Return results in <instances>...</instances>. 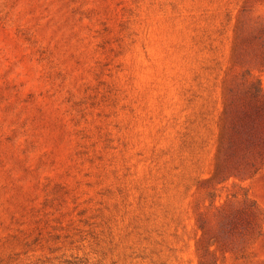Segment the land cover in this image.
Instances as JSON below:
<instances>
[{"label": "rangeland", "instance_id": "374dc122", "mask_svg": "<svg viewBox=\"0 0 264 264\" xmlns=\"http://www.w3.org/2000/svg\"><path fill=\"white\" fill-rule=\"evenodd\" d=\"M255 79L264 0H0V264H264Z\"/></svg>", "mask_w": 264, "mask_h": 264}, {"label": "trees", "instance_id": "16d2710c", "mask_svg": "<svg viewBox=\"0 0 264 264\" xmlns=\"http://www.w3.org/2000/svg\"><path fill=\"white\" fill-rule=\"evenodd\" d=\"M245 85L244 96L229 90L226 147L236 145L235 150H244L242 157L248 151L250 157L244 159V164L255 173L264 164V92L258 79L246 80Z\"/></svg>", "mask_w": 264, "mask_h": 264}]
</instances>
